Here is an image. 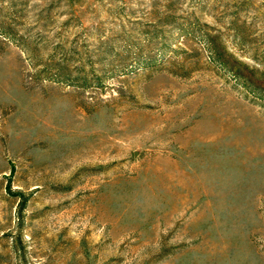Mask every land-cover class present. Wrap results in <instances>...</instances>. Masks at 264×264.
Wrapping results in <instances>:
<instances>
[{"label":"rangeland","instance_id":"rangeland-1","mask_svg":"<svg viewBox=\"0 0 264 264\" xmlns=\"http://www.w3.org/2000/svg\"><path fill=\"white\" fill-rule=\"evenodd\" d=\"M0 264H264V0H0Z\"/></svg>","mask_w":264,"mask_h":264}]
</instances>
